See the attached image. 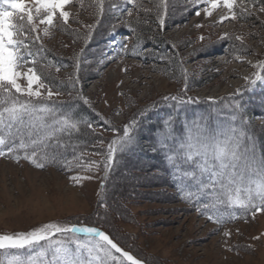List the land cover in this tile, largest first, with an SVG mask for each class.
I'll return each mask as SVG.
<instances>
[{"label":"rangeland","instance_id":"obj_1","mask_svg":"<svg viewBox=\"0 0 264 264\" xmlns=\"http://www.w3.org/2000/svg\"><path fill=\"white\" fill-rule=\"evenodd\" d=\"M28 6L32 7L30 0ZM0 7L7 8L4 0ZM206 7L207 0H135L133 5L104 0L100 14L99 0H71L65 8L69 22L64 24L57 13L51 26L38 24L39 17L33 13L38 27L30 36V48L52 56L53 68L41 64L31 50L36 63L25 65L23 71L34 66L43 81L62 93L54 95L53 101H78L76 96L82 92L90 101L88 106L99 113L102 126L87 130L89 146L61 170L38 168L23 158L17 163L0 157V234L26 233L47 223L90 224L113 232L137 258H147V264H264V211L253 216L250 209H233L234 219L226 216L223 225L211 222L169 186L162 151L157 158L147 155L154 153L148 141L153 130H160L156 141L168 137L173 142L171 136L177 133L168 126L160 128L164 114L175 113L186 125L190 115H199L194 111L198 108L213 112L209 120H221L216 111L231 115L237 102L244 105L264 151V82L258 79L253 85L245 79L262 75L254 65L264 64V12L259 11L264 0H250L251 15L246 20L223 23L219 19L227 10L222 3L211 16H206ZM242 7L237 0L235 10ZM139 13L146 19L141 20ZM160 13H165L163 27L157 18ZM132 25L150 28L151 36L125 34ZM37 35L39 40L34 39ZM141 37L160 40L154 42L159 46L142 51L145 62L123 57L121 46L127 45L128 52L139 46ZM161 45L166 46L165 52L160 51ZM18 83L27 87L26 79ZM41 93L46 97L47 89ZM134 119L131 148L135 155L117 154L102 190V154ZM74 176L82 179L74 181ZM86 176L92 178L83 179ZM101 192L110 206L107 209L99 206ZM17 254L26 262L29 253ZM0 264H6L4 251Z\"/></svg>","mask_w":264,"mask_h":264},{"label":"snow or ice","instance_id":"obj_2","mask_svg":"<svg viewBox=\"0 0 264 264\" xmlns=\"http://www.w3.org/2000/svg\"><path fill=\"white\" fill-rule=\"evenodd\" d=\"M30 2L32 7L28 6L29 0H4L7 8L0 7V157L7 156L17 163L23 158L38 168H44L45 162H62L70 166L76 159L78 147L73 140L79 139L77 134L85 122L72 111L74 104L53 101L54 95L62 93L54 91L50 84L43 81L34 66L27 67L26 71L23 69L25 65L36 63L29 43L31 34L37 32L38 24L53 25L57 13L67 24L70 13L65 8L71 0ZM249 2L240 0L244 7L237 11V0H207L209 7L204 12L206 16H211L212 10L222 3L227 12L220 17V23L225 20H246L251 15L247 7ZM126 3L133 5L135 0H126ZM103 9L104 0H99L100 14ZM259 11L264 12V7ZM34 12L39 17L38 24ZM127 14L131 16L132 12L129 10ZM200 14V11L196 12L197 16ZM157 18L159 26L163 27L165 13L158 14ZM44 34L47 35V29ZM224 38H227V34ZM34 39L39 40L40 37L37 35ZM236 39L240 40L241 37L237 36ZM121 47L122 50L127 49V45ZM254 67L261 68L262 75L245 78L253 85L258 79L264 82V64ZM76 68L79 71V64ZM21 78L26 79V88L18 83ZM41 89H47L46 97L42 96ZM236 94H240L239 90ZM76 99L82 101L83 105H90L82 92L77 94ZM164 99L195 102L191 98ZM221 116L223 119L214 130H208L206 126L193 128L186 125L185 137L177 139L172 135L173 142L166 137L157 141L158 146L153 148V151L164 152L182 198L193 201L202 215L218 225L226 222V216L235 218L231 212L233 209H250L253 216L264 211V152H257V138L246 119L244 105L237 102L231 115ZM86 126L95 131L91 123ZM136 126L135 119L125 125L122 134L113 139L108 144L107 152L102 154V190L106 189V182L115 168L117 154L122 157L131 150L135 140L132 133ZM114 131L121 132L120 129ZM69 149L73 153L72 159L67 158ZM96 167L100 168V163ZM71 179L79 181L82 177L74 176ZM182 180H190L191 184H182ZM185 187L187 193L184 192ZM100 195L99 206L107 209L110 206L106 202V195L104 192ZM69 233L72 237L83 234L87 240H73L67 235ZM224 235L230 236V233L225 232ZM21 250L29 253L26 262L17 254ZM0 251L5 252L6 264H147V258H137L119 246L105 231L90 225L47 223L26 233L0 234Z\"/></svg>","mask_w":264,"mask_h":264},{"label":"trees","instance_id":"obj_3","mask_svg":"<svg viewBox=\"0 0 264 264\" xmlns=\"http://www.w3.org/2000/svg\"><path fill=\"white\" fill-rule=\"evenodd\" d=\"M139 14H140L139 16H140L141 20L142 19H146L145 14H142V13H139ZM135 28H136L135 25L134 26L132 25V27H128L126 30H124V32H127V33L131 32L133 34L135 32L136 33L137 32L138 33H144V35H147V38H149V36H151V34L149 33V31L151 30L150 28H147V29L146 28L145 29H140V28H136L135 29ZM153 40H154L153 42H150V40L144 39L143 37H141L139 46H137V47L134 46L131 49H129L127 57L136 58L138 60H141V61L145 62L147 57L141 55L142 51H145L147 46H149V47H157V46H159V45L155 44L154 42H158L160 40H157V41L155 39H153ZM135 41L137 42V39ZM158 43H160V42H158ZM31 50L37 52L36 56H37V58H38V60H39V62L41 64H43L47 68H53V64L50 61L52 59V56L46 55L45 51L38 50L36 48H33ZM160 51L165 52L166 51V46L164 47L163 45H161ZM32 54L34 56L33 52H32ZM63 103H65V104H74L75 107L72 109V111L78 113L79 117L85 122L84 124H81V126H80L81 131H80V133L77 134L79 136V139L78 140L77 139L73 140V143L78 145L76 153H75V155L78 156L80 154V151L85 149V147H88L89 144H90V138L88 136L89 134L87 133L88 132L87 130L88 129L92 130V129L88 128L86 126V124L87 123H91L93 125L94 129H96V128H99V127L102 126V121H101L100 118L97 117V116H99L98 115L99 113L95 112L93 110V108L89 107L88 105H83L82 101H79V100L78 101H76V100L75 101H70L69 100V101H64ZM194 111L195 112L198 111L199 115H190L189 118H188L190 121H186V119H185V123H186L187 126L195 128L197 126L196 124H201L199 126H201V127H205L206 126L208 128V130H214L217 127V125L220 123V121H221L220 119L209 120L214 115L212 111L211 112L210 111L203 112V111H201L198 108H195ZM216 112L218 113L219 116H221V114H225V111H216ZM229 113H232V111L230 110ZM201 118H203V119H201ZM180 119L176 117L175 113L171 117H169V116L164 114L163 118L160 120V122H161L160 128L161 129H165V126H168V127H170L171 130L172 129L176 130L175 132H177V133L175 134V137L177 139L185 137V126L186 125L184 124L183 120L182 119L180 120ZM250 126H251V124H250ZM251 130L255 133V136L257 138V141H256L257 152L258 153L264 152L263 149H262V146L260 145L259 138H258V136H257V134L254 131V128L252 126H251ZM91 136H93V134H91ZM157 137H158V130H153L152 133H151V137L148 139V141H149L150 145L152 146V148H154V146H158L157 145V141H156ZM135 152L136 151H134V152L132 151V148L129 151L130 155L133 153V156L135 155ZM160 153H161V151H154V153H151V154L147 153V155H148V157L149 156L150 157L154 156V157L157 158V154L160 155ZM162 153H163V155H162V159H163L162 160V166H163V170L166 173L165 176H166V179L168 181V184H169V186H171V188H173L175 190V193L178 194L181 197L182 196L181 195V189H179V188H177L175 186L176 185V181L173 178V173L171 171L169 162L165 159V154H164L163 151H162ZM72 155H73L72 150L69 149L68 152H67V158L68 159H72ZM3 158H7V159L11 160V158H8L7 156H5ZM146 160H147V158L144 161H146ZM64 167H65V165L62 162H57V163L45 162L44 169H46V168H57V169L61 170L62 168L64 169ZM181 183L185 184V185H190L191 181L190 180H182ZM187 190H188L187 187H185L184 192L187 193ZM181 200L185 204H187L190 207H192V210L198 211L197 210V205L193 201H191V200L186 201V199H184L182 197H181ZM198 212H200V211H198ZM243 213H245V212H243ZM200 214H201V212H200ZM202 216L206 217L205 215H202ZM238 216L239 217H243L244 215H240L238 213ZM85 225H90V224H85ZM90 226H96V225H90ZM96 227H98V226H96ZM98 228H100L101 230L105 231L106 234L110 235V237H113L115 242H118L119 246L123 247L127 251H130V250L126 249V247H127L126 244L121 243L115 237L113 232H111L108 229L105 230V229H103L101 227H98ZM130 252L134 255V253L132 251H130Z\"/></svg>","mask_w":264,"mask_h":264},{"label":"bare ground","instance_id":"obj_4","mask_svg":"<svg viewBox=\"0 0 264 264\" xmlns=\"http://www.w3.org/2000/svg\"><path fill=\"white\" fill-rule=\"evenodd\" d=\"M137 168V167H136Z\"/></svg>","mask_w":264,"mask_h":264}]
</instances>
